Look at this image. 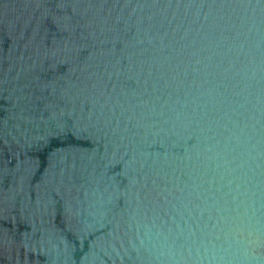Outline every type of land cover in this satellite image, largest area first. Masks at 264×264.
<instances>
[{"label": "water", "instance_id": "95a60500", "mask_svg": "<svg viewBox=\"0 0 264 264\" xmlns=\"http://www.w3.org/2000/svg\"><path fill=\"white\" fill-rule=\"evenodd\" d=\"M0 264H264V0H0Z\"/></svg>", "mask_w": 264, "mask_h": 264}]
</instances>
